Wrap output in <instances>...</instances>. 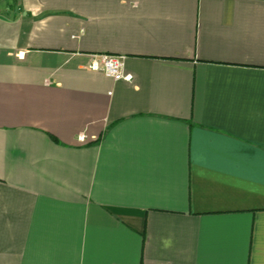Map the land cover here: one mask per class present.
<instances>
[{
	"label": "crops",
	"instance_id": "1",
	"mask_svg": "<svg viewBox=\"0 0 264 264\" xmlns=\"http://www.w3.org/2000/svg\"><path fill=\"white\" fill-rule=\"evenodd\" d=\"M2 1L0 264H264V0Z\"/></svg>",
	"mask_w": 264,
	"mask_h": 264
},
{
	"label": "built area",
	"instance_id": "2",
	"mask_svg": "<svg viewBox=\"0 0 264 264\" xmlns=\"http://www.w3.org/2000/svg\"><path fill=\"white\" fill-rule=\"evenodd\" d=\"M22 53V52H21ZM88 68L102 72L104 75L115 80L124 79L130 80L131 74L124 71L123 56L113 54H96L93 55L91 61L88 63ZM84 133L78 134V139H85Z\"/></svg>",
	"mask_w": 264,
	"mask_h": 264
},
{
	"label": "rangeland",
	"instance_id": "3",
	"mask_svg": "<svg viewBox=\"0 0 264 264\" xmlns=\"http://www.w3.org/2000/svg\"><path fill=\"white\" fill-rule=\"evenodd\" d=\"M1 2H3L2 0H0ZM6 1H9V0H6Z\"/></svg>",
	"mask_w": 264,
	"mask_h": 264
},
{
	"label": "trees",
	"instance_id": "4",
	"mask_svg": "<svg viewBox=\"0 0 264 264\" xmlns=\"http://www.w3.org/2000/svg\"><path fill=\"white\" fill-rule=\"evenodd\" d=\"M15 3V2H14Z\"/></svg>",
	"mask_w": 264,
	"mask_h": 264
}]
</instances>
